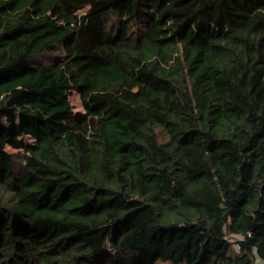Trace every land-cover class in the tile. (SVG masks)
<instances>
[{
	"label": "trees",
	"instance_id": "1",
	"mask_svg": "<svg viewBox=\"0 0 264 264\" xmlns=\"http://www.w3.org/2000/svg\"><path fill=\"white\" fill-rule=\"evenodd\" d=\"M262 259L264 0H0V264Z\"/></svg>",
	"mask_w": 264,
	"mask_h": 264
},
{
	"label": "rangeland",
	"instance_id": "2",
	"mask_svg": "<svg viewBox=\"0 0 264 264\" xmlns=\"http://www.w3.org/2000/svg\"><path fill=\"white\" fill-rule=\"evenodd\" d=\"M83 12V11H81ZM48 58L45 57L44 60H47ZM72 109L73 111V115L74 116H78L80 113H84V108H83V105H82V100H81V93H80V90L79 88H73L72 89V92L70 93L69 95V98L67 99V103H65L63 106H61V109L62 110H65V109ZM10 152H16V150L14 149H11V148H7Z\"/></svg>",
	"mask_w": 264,
	"mask_h": 264
},
{
	"label": "built area",
	"instance_id": "3",
	"mask_svg": "<svg viewBox=\"0 0 264 264\" xmlns=\"http://www.w3.org/2000/svg\"><path fill=\"white\" fill-rule=\"evenodd\" d=\"M260 264H264V259L260 260Z\"/></svg>",
	"mask_w": 264,
	"mask_h": 264
}]
</instances>
